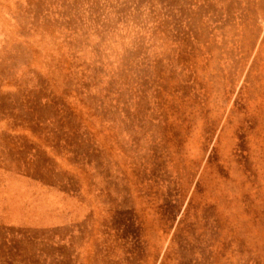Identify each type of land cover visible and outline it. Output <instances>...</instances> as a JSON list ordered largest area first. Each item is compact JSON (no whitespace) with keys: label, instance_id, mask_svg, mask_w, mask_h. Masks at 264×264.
<instances>
[{"label":"rangeland","instance_id":"rangeland-1","mask_svg":"<svg viewBox=\"0 0 264 264\" xmlns=\"http://www.w3.org/2000/svg\"><path fill=\"white\" fill-rule=\"evenodd\" d=\"M0 264H264V0H0Z\"/></svg>","mask_w":264,"mask_h":264}]
</instances>
